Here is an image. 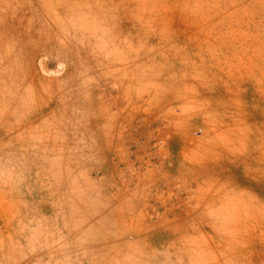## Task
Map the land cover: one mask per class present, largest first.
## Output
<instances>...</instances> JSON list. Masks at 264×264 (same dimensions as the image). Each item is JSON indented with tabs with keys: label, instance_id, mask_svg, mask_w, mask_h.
<instances>
[{
	"label": "rangeland",
	"instance_id": "obj_1",
	"mask_svg": "<svg viewBox=\"0 0 264 264\" xmlns=\"http://www.w3.org/2000/svg\"><path fill=\"white\" fill-rule=\"evenodd\" d=\"M0 264H264V0H0Z\"/></svg>",
	"mask_w": 264,
	"mask_h": 264
},
{
	"label": "bare ground",
	"instance_id": "obj_2",
	"mask_svg": "<svg viewBox=\"0 0 264 264\" xmlns=\"http://www.w3.org/2000/svg\"><path fill=\"white\" fill-rule=\"evenodd\" d=\"M71 55L69 54L68 55V58L66 59V60H69V65L71 66V68L69 69V70H71V74L68 72V73H66L64 76H63V78L65 79V78H67V79H73L74 77L73 76H78L77 75V73H78V71H79V73L81 72V70L83 69L82 68V64L80 63V61L81 60H79V63H77L76 61H77V59H74V58H72V57H70ZM73 77V78H72ZM38 78H40V77H38ZM79 78V76L78 77H75L74 79H75V82L77 83V86L76 87H79V88H81L80 87V80L78 79ZM61 80H59V82H60ZM74 81V80H73ZM51 82L52 83H54L55 81H52L51 80ZM64 82V81H63ZM69 82V81H68ZM71 83V82H70ZM72 86H73V83H72ZM73 89V88H72ZM69 90V89H68ZM82 92H83V90H82ZM67 93L69 94V96H71V97H73V96H77L80 92H78V91H67ZM66 95V94H65ZM67 96V95H66ZM70 97V98H71ZM66 98V97H65ZM64 98V99H65ZM68 98V97H67ZM63 101V100H62ZM70 103H72V101H69ZM63 103H64V105H66L67 104V102H64L63 101ZM76 104H79L80 106H82V102L79 100V98H77L76 99V102H75ZM61 107V106H60ZM75 107V106H74ZM54 111V110H53ZM54 113V112H53ZM58 113H60V118H61V120H63V121H65V123H67L68 124V126L69 127H71V128H74V129H78L81 125H82V123L80 122V120H78V117L77 118H75L76 116H74V114L72 115L71 114V111L69 110V109H66V108H63V109H59V111H58ZM55 115V114H54ZM45 117V116H44ZM40 119H42V118H40ZM42 120H46V119H42ZM40 122H41V120H40ZM64 123V124H65ZM66 126V125H65ZM68 128V127H67ZM66 128V129H67ZM69 133V132H68ZM69 135V134H68Z\"/></svg>",
	"mask_w": 264,
	"mask_h": 264
}]
</instances>
